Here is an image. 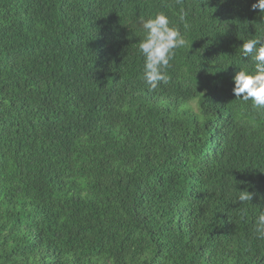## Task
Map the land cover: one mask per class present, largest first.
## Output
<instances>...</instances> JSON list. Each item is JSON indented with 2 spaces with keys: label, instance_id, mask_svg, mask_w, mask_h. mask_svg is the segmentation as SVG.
<instances>
[{
  "label": "trees",
  "instance_id": "1",
  "mask_svg": "<svg viewBox=\"0 0 264 264\" xmlns=\"http://www.w3.org/2000/svg\"><path fill=\"white\" fill-rule=\"evenodd\" d=\"M254 3L0 0V264H264V109L232 92ZM157 12L189 46L149 90Z\"/></svg>",
  "mask_w": 264,
  "mask_h": 264
},
{
  "label": "clouds",
  "instance_id": "2",
  "mask_svg": "<svg viewBox=\"0 0 264 264\" xmlns=\"http://www.w3.org/2000/svg\"><path fill=\"white\" fill-rule=\"evenodd\" d=\"M252 9L264 13V0H256ZM187 13L181 9L180 19ZM145 33L138 43L143 56V79L149 90H155L161 83L168 82L167 69L175 56V51L189 46L188 40L179 27L173 25L165 12H157L154 17L141 19ZM242 56L251 58L253 69L240 68L232 77L234 96L243 102H251L253 108L264 109V37L248 38L242 44ZM253 193L240 191V203L251 202ZM257 239L264 240V212L255 222Z\"/></svg>",
  "mask_w": 264,
  "mask_h": 264
}]
</instances>
